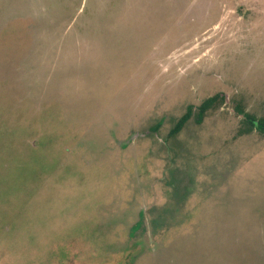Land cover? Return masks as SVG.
I'll return each mask as SVG.
<instances>
[{
    "label": "rangeland",
    "instance_id": "374dc122",
    "mask_svg": "<svg viewBox=\"0 0 264 264\" xmlns=\"http://www.w3.org/2000/svg\"><path fill=\"white\" fill-rule=\"evenodd\" d=\"M235 101L264 113V0H0V264H264Z\"/></svg>",
    "mask_w": 264,
    "mask_h": 264
},
{
    "label": "trees",
    "instance_id": "16d2710c",
    "mask_svg": "<svg viewBox=\"0 0 264 264\" xmlns=\"http://www.w3.org/2000/svg\"><path fill=\"white\" fill-rule=\"evenodd\" d=\"M222 101V95H220V93H215L204 98L197 105L187 106L185 112L173 123L167 136L175 137L190 119L200 122L209 111L217 109ZM236 108L238 112H242L244 114V118L241 119L242 126L244 127L239 131V133L246 134L252 130H256L258 133L264 135V113L255 118L252 114L243 112L241 106H236Z\"/></svg>",
    "mask_w": 264,
    "mask_h": 264
},
{
    "label": "flooded vegetation",
    "instance_id": "af4514ba",
    "mask_svg": "<svg viewBox=\"0 0 264 264\" xmlns=\"http://www.w3.org/2000/svg\"><path fill=\"white\" fill-rule=\"evenodd\" d=\"M220 95H222V97H223V101H222L221 104H230V103H232V101L227 100V97H226L225 94L220 93ZM236 106H240V105H239V102L235 101V102H233V107L230 108V112L236 113L240 117V119H243L244 118V114L242 112H238Z\"/></svg>",
    "mask_w": 264,
    "mask_h": 264
}]
</instances>
